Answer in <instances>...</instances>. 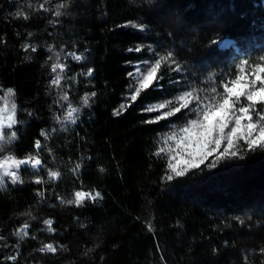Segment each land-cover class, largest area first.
<instances>
[{
	"label": "trees",
	"instance_id": "obj_1",
	"mask_svg": "<svg viewBox=\"0 0 264 264\" xmlns=\"http://www.w3.org/2000/svg\"><path fill=\"white\" fill-rule=\"evenodd\" d=\"M225 39L234 46L213 43ZM137 45L140 53L128 51ZM154 52H172L181 70L162 63L164 91L142 90L133 103L127 73ZM56 53L66 65L59 88L50 84ZM261 56L264 0H0V101L13 91L17 121L4 130L16 139L0 158L43 161L21 166L23 184L0 189V264H264V147L239 140L236 157L168 181V157L155 155L161 138L195 114L146 123L160 113L144 111L193 88L210 97L241 59ZM69 106L75 123L65 119ZM75 191L101 198L66 203ZM47 244L57 251H41Z\"/></svg>",
	"mask_w": 264,
	"mask_h": 264
},
{
	"label": "snow or ice",
	"instance_id": "obj_2",
	"mask_svg": "<svg viewBox=\"0 0 264 264\" xmlns=\"http://www.w3.org/2000/svg\"><path fill=\"white\" fill-rule=\"evenodd\" d=\"M65 5L60 4L55 12L56 16H60V8ZM40 8L47 11L44 4H40ZM19 15V13H18ZM143 30V25L138 26ZM219 40L213 43H219ZM30 45H25L27 50ZM33 52L36 49H31ZM142 46L137 45L129 48V52L140 53ZM51 51V49H49ZM55 62L51 65V72L54 74L50 80V84L59 88L64 78L66 65L61 62L60 54L56 53ZM69 56L75 61H80L81 56L69 53ZM51 59V57H50ZM264 61V56L260 57ZM170 62L175 65L174 71H180V65L173 59V53L167 52L161 55L158 52L153 53L151 61H139L132 65L134 71L128 72V77L135 82L132 94L127 97L131 102H136L141 95L142 90L153 87L154 91L163 92L164 86L159 81L162 79L158 76L162 63ZM131 63V62H129ZM141 64L144 70H141ZM237 72L234 78L226 79L221 84L222 91L217 88L211 89V96L205 95L201 97L198 90L193 88L191 91H183L180 95L172 100H167L156 105L145 107L146 112H159L160 115L146 121V123H159L161 120H167L168 117L175 116L183 110H188L195 114L194 119H189L187 123L180 128H173L169 133L161 138L160 145L155 153L156 156L165 155L168 157V174L166 180L171 181L174 177H182L191 169H200L201 166L214 168L220 160L236 157L238 152L235 150L237 141L244 140L251 149L255 146L264 147V63H250L249 59H241L236 65ZM86 75L91 77L93 69L88 68ZM212 77H209L211 80ZM13 91L8 93L3 101L4 106L0 107V152L4 150L5 145L11 144L16 139V132L12 131L10 135H5V128L11 129L17 123L15 119L16 105L11 102ZM96 93H91L95 96ZM61 99L68 101L69 96L65 93ZM175 102L176 106L168 111L170 104ZM84 105L89 103V95L83 97ZM10 105V108H9ZM194 105V106H193ZM260 105L261 107H257ZM130 106V105H129ZM125 105H121L124 109ZM6 113H9L6 115ZM78 109L69 106L65 119L75 123ZM120 109L116 110L114 115H119ZM59 120V117H57ZM41 136H45L41 132ZM40 140L35 141V150H40ZM211 161V162H209ZM21 166H26L33 170L43 167V161L38 156L29 155L23 159H16L12 156H4L0 159V189L5 185V180H9L12 184H23L21 176L18 174ZM80 165L76 166L78 170ZM60 173L57 171H48V178L55 180L59 178ZM44 181L37 178L36 184H42ZM38 195L43 196V192ZM101 198V193L75 191L74 198L66 201L68 204L77 206L84 203L85 200L95 201ZM62 203L65 201L61 200ZM48 226V230L54 231L52 228L53 221L48 219L44 221ZM29 225L25 223L16 235L23 238L28 235ZM149 228L151 226L149 225ZM41 251L55 253L57 248L52 244H47ZM9 260H15V256L7 257Z\"/></svg>",
	"mask_w": 264,
	"mask_h": 264
},
{
	"label": "rangeland",
	"instance_id": "obj_3",
	"mask_svg": "<svg viewBox=\"0 0 264 264\" xmlns=\"http://www.w3.org/2000/svg\"><path fill=\"white\" fill-rule=\"evenodd\" d=\"M218 47L221 48V49H225V48H229L231 46H234V42L232 40H229V39H225V40H220L219 43H217ZM141 70L143 71L144 70V65L141 64ZM134 85H135V82H134ZM4 100L0 101V107H3L4 106V103H3ZM12 102V101H11ZM9 108H10V105H9ZM9 114V113H6V115ZM14 126V125H13ZM7 128H5L6 130ZM6 156H12V155H6ZM13 157V156H12ZM3 158V157H2ZM0 158V159H2ZM17 159V158H16ZM8 183H11L9 180H5V185L4 187L7 186ZM3 187V188H4Z\"/></svg>",
	"mask_w": 264,
	"mask_h": 264
},
{
	"label": "built area",
	"instance_id": "obj_4",
	"mask_svg": "<svg viewBox=\"0 0 264 264\" xmlns=\"http://www.w3.org/2000/svg\"><path fill=\"white\" fill-rule=\"evenodd\" d=\"M40 159V158H39Z\"/></svg>",
	"mask_w": 264,
	"mask_h": 264
}]
</instances>
